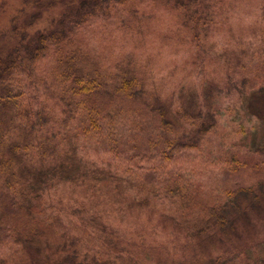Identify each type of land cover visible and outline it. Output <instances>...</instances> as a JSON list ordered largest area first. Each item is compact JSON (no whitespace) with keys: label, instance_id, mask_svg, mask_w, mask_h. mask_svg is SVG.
Wrapping results in <instances>:
<instances>
[{"label":"rangeland","instance_id":"obj_1","mask_svg":"<svg viewBox=\"0 0 264 264\" xmlns=\"http://www.w3.org/2000/svg\"><path fill=\"white\" fill-rule=\"evenodd\" d=\"M23 6L24 0H0V58L61 10L35 19L36 12ZM263 9L264 0H125L99 9L76 29L60 57L76 55L85 70L106 75L140 73L168 108L161 116L148 107L155 103L148 96L132 102L100 95L97 102L112 115L118 145L129 155H115L106 138H88L78 121H64V105L47 75L54 59L42 63L35 81L16 77L20 108L47 109L50 132L72 151L78 177L55 183L38 207L31 195V210L22 206V193H14L20 210L7 208L8 228L23 231L30 224L24 217L33 213L39 223H52L48 235L76 238L103 264H207L219 257L247 264L264 257L263 202L257 210L248 207L228 235L217 233L214 221L238 190L264 185ZM197 111L206 129L193 147L185 141L194 135ZM0 117V127L13 130V110L0 106ZM12 138L34 145L35 137H23L17 127ZM174 138L183 146H171ZM133 151L147 153L130 162L143 170L125 174L120 166ZM0 245L4 257L19 247L10 238Z\"/></svg>","mask_w":264,"mask_h":264},{"label":"trees","instance_id":"obj_2","mask_svg":"<svg viewBox=\"0 0 264 264\" xmlns=\"http://www.w3.org/2000/svg\"><path fill=\"white\" fill-rule=\"evenodd\" d=\"M114 3L123 4L125 0H24L23 12H27L30 8L36 12L32 15L35 19H40L45 11L60 6L61 10L49 20L43 30L22 36L17 45L8 49L7 54L0 58V106L2 111L9 108L13 110V130L10 127L8 129L0 127V243L4 238L7 240L10 238L19 245L5 257L0 253V264H103L96 257L90 259L85 254L88 249L81 250L76 238L69 240L65 237L64 241L68 244H62L64 241L60 240L63 237L58 239L54 235H48L47 231L52 224L49 220H40L41 223H39L38 216L29 213L24 218L28 219L30 224L19 232L8 228L3 219L12 209L20 210L19 201L16 200L14 193H22L21 196L24 197L22 206L26 203L25 208L31 210L35 208L32 200L38 203L37 207L40 206L43 203L40 200L50 194L55 183L71 182L78 177L75 173L76 165L73 162L75 157L70 156L72 151L66 147L65 149L60 147L62 143H59L57 135L50 132L53 118L47 109L45 107L36 110L20 108L22 104L18 101L21 99L22 91L18 92L20 85L17 91L15 90L16 77L35 81L39 77L42 63L48 59H54L56 66L53 67V72L47 75L53 78L51 90L54 93L53 96L64 105V121H78L80 129L84 128L85 134L90 139L103 141L106 138L110 150L117 156L130 153L118 145L119 136L116 125L112 122L113 119L111 121L112 115H109L97 102L101 94L106 93L105 98L119 96L130 99L132 102L137 98L143 99L144 96H148L155 102L151 104L148 101V107L151 109L155 107V112L161 116H165V112L168 111L159 92L148 86L142 74L121 70L117 74L106 75L97 68L85 70L87 66L83 64V59L76 55L60 57L59 50L70 40L76 29L89 17L95 15L99 9ZM13 32V35L17 34L16 29ZM123 111L125 109L121 106L120 114ZM198 114H200L199 118ZM201 114L203 115L201 111L195 112L193 123L195 121L197 123L191 130L194 135L185 141L193 147L197 146L206 129L203 127L204 116L201 118ZM210 120L212 122L214 118L211 116ZM164 121L167 120L164 119ZM2 124L0 117V126ZM13 125L23 137L33 135L34 145L26 139L20 141L12 138L16 130ZM48 133L51 134L48 136ZM176 139H171L173 141H170L171 146H183V141H176ZM133 152V156L125 157L128 161L125 163L127 166L125 164L120 166V170H123L125 174L132 173L133 169L143 170V167H135V163L130 162L141 154L147 153ZM115 176L122 179L125 177L123 173H117ZM5 199L8 200L6 209L2 206ZM261 202L264 203V185L258 189L250 187L238 190L214 217L217 233L228 235L236 231V223L249 215L247 208L257 210L261 207ZM244 205H247L245 209ZM15 213L13 212L14 215ZM101 227L103 228L104 225L102 224ZM102 228L100 229L104 232L105 228ZM115 250L118 249L115 248ZM179 264L202 263L180 262ZM207 264H227V261L219 257ZM247 264H264V257Z\"/></svg>","mask_w":264,"mask_h":264}]
</instances>
